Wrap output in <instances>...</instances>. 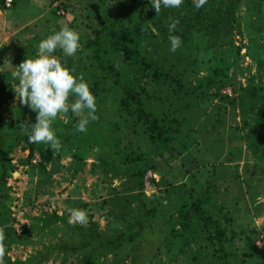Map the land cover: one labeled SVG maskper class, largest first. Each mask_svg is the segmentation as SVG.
Wrapping results in <instances>:
<instances>
[{"label":"rangeland","instance_id":"1","mask_svg":"<svg viewBox=\"0 0 264 264\" xmlns=\"http://www.w3.org/2000/svg\"><path fill=\"white\" fill-rule=\"evenodd\" d=\"M122 1L13 0L4 8L5 0H0V88L9 96L0 108V148H11L13 166L0 196L5 264H29L28 257L40 250L52 253L46 262L33 264H116L114 251L90 262L80 252L65 256L58 244L71 245L88 230L103 244L125 229L137 207L159 211L151 220L154 235L140 242L123 264H220L215 245L193 212L185 207L174 212L192 201H199L224 227L230 264H264V125L254 128L258 122L247 109L243 117L238 101L232 102L251 86L264 99V73L254 61H264V4L243 0L229 27L206 49L181 44L170 52L168 38L154 23H142L138 48L149 53L163 75L154 78L153 70L133 65L131 58L123 64L126 76L174 120V140L162 156L136 158L127 167H117L121 152L128 149L137 156L146 146L131 118L119 117L105 95L98 97L96 119L86 132L71 134L65 128L80 115L58 114L52 127L62 147L59 152L51 149L47 160V145L28 143L21 129L14 128L17 119L34 123L36 113L17 98V84L10 77L13 67L34 59L38 42L67 25L80 34L81 46L72 57L60 50L53 55L83 78L82 65L91 62L86 45L100 21ZM208 5L217 10L216 4ZM74 99L70 95L68 102ZM20 106L24 111L17 114ZM244 119L249 123L246 130ZM74 209L86 211L87 223H68ZM34 223L37 233L30 242L14 241ZM170 231L176 239L167 245L162 239Z\"/></svg>","mask_w":264,"mask_h":264},{"label":"trees","instance_id":"2","mask_svg":"<svg viewBox=\"0 0 264 264\" xmlns=\"http://www.w3.org/2000/svg\"><path fill=\"white\" fill-rule=\"evenodd\" d=\"M4 0H1L3 2ZM216 4L217 10L213 12L208 5L195 9L191 0H184L180 8L161 7L158 14L151 7L149 0H123L114 10L110 11L107 17L100 21L99 28L93 32L90 39V64H83L84 76L83 81L87 83L90 92L97 97L96 103L100 101L98 97H109L111 107L119 117L123 115L131 118V125L140 134L142 142L145 144L146 152L133 154L132 150H125L116 157L117 167H127L129 163L136 160H147L150 156H162L170 151L173 142L174 128L166 113L159 111L158 107L152 102L151 98L143 94L139 88V83L126 76L127 66L123 63L125 58H131V63L142 65L147 71L153 70V77L159 79L163 75L161 67H157L151 62L148 52L138 48V42L144 37L141 34V26L145 21L154 23L165 38H168V24L171 20L178 21L175 30L171 33L181 38L182 44L185 46H193L196 48H208L223 28L229 27L230 20L234 18L233 13L242 5L243 0H208ZM254 1V0H249ZM258 5L264 4V0H255ZM254 1V2H255ZM13 0H11L12 5ZM255 2V3H256ZM256 3V4H257ZM139 6L136 11L135 7ZM5 8V3H4ZM10 8V7H9ZM138 56H128V55ZM87 56V55H86ZM85 56V57H86ZM81 58V57H76ZM106 58H111L106 61ZM256 68L264 73V61L254 59ZM72 67H75L74 65ZM235 95V91L233 92ZM231 94V93H230ZM227 95L221 94L220 97ZM9 97L5 88H0V108ZM235 97V96H233ZM238 101L240 111L243 115V109H247L248 114L252 115L258 124H253L254 128L264 125V101L257 88L251 86L243 88L240 95L232 99V102ZM189 103V102H188ZM256 109V110H253ZM17 114H21L24 109L20 106L16 110ZM32 113V111H30ZM78 121L71 119L67 123V132L75 134L78 132L75 125ZM21 119L16 120L14 128L20 129ZM9 127H12L9 125ZM249 127V123L244 119L242 128ZM246 130V129H245ZM80 133V132H78ZM115 140V139H114ZM18 143V140L15 142ZM2 144V143H0ZM3 145V144H2ZM11 148L1 151L0 148V196L6 187V180L13 170L11 159L9 157ZM9 153V154H8ZM51 149L47 146L44 158L47 160L50 156ZM115 165V166H116ZM199 201L190 203L184 202L183 205L177 207L174 212L180 211L182 208L191 210L195 219L202 230L209 235L208 241L216 247L215 252L220 264H230L229 252H226L225 241L227 240L224 227L211 218L207 211L201 209ZM158 210H145L136 208L133 216H129L126 220L125 229L117 232L113 238L100 244L96 234L92 230L78 238L73 244H58L60 253L65 256L84 253L90 262H96L100 257H104L114 251L116 264H123L124 259L128 257L135 248H138L140 242L152 237L151 220L155 217L154 213ZM38 219V218H37ZM37 223L31 224L24 228L21 235L14 241L25 245L30 242L33 234L37 233ZM149 230V231H147ZM176 239L174 232L170 231L168 237L163 238L164 244H169L171 240ZM211 243V244H212ZM163 244V245H164ZM212 244V245H213ZM157 249V248H156ZM48 254H43V253ZM36 252L28 257L29 264L46 262L52 252L46 250ZM157 253L154 252V254ZM89 262V263H90Z\"/></svg>","mask_w":264,"mask_h":264},{"label":"clouds","instance_id":"3","mask_svg":"<svg viewBox=\"0 0 264 264\" xmlns=\"http://www.w3.org/2000/svg\"><path fill=\"white\" fill-rule=\"evenodd\" d=\"M151 7L158 14L161 7L180 8L184 0H149ZM208 0H192L193 7L200 9ZM178 21L173 19L168 24L169 51L175 52L181 47V38L171 33ZM80 34L67 25L41 39L34 59H24L13 67L10 77L16 81L15 93L21 105L26 104L36 113L35 122L20 124L21 132L30 144H45L50 149L59 152L61 141L56 136L52 124L58 114L73 113L80 115L75 125L78 132H86L90 121L95 120L96 100L82 77L74 76L53 53L60 50L64 57H72L80 48ZM75 97L69 103V97ZM68 223H87L85 210L74 209ZM5 235L0 230V264H5Z\"/></svg>","mask_w":264,"mask_h":264},{"label":"built area","instance_id":"4","mask_svg":"<svg viewBox=\"0 0 264 264\" xmlns=\"http://www.w3.org/2000/svg\"><path fill=\"white\" fill-rule=\"evenodd\" d=\"M11 4V0H5V7L9 8Z\"/></svg>","mask_w":264,"mask_h":264}]
</instances>
